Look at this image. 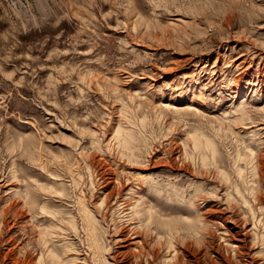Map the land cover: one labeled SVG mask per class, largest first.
Listing matches in <instances>:
<instances>
[{
    "label": "rangeland",
    "instance_id": "rangeland-1",
    "mask_svg": "<svg viewBox=\"0 0 264 264\" xmlns=\"http://www.w3.org/2000/svg\"><path fill=\"white\" fill-rule=\"evenodd\" d=\"M260 218L264 0H0V264H264Z\"/></svg>",
    "mask_w": 264,
    "mask_h": 264
},
{
    "label": "bare ground",
    "instance_id": "bare-ground-1",
    "mask_svg": "<svg viewBox=\"0 0 264 264\" xmlns=\"http://www.w3.org/2000/svg\"><path fill=\"white\" fill-rule=\"evenodd\" d=\"M245 117V116H244ZM117 135V134H116ZM198 138V137H197ZM125 140V139H124ZM205 142H208V141H205ZM200 143V142H199ZM198 142L197 143H194V144H199ZM121 145H123V143L121 144ZM124 145H126V144H124ZM206 145V144H205ZM198 146V145H197ZM200 146V145H199ZM252 160V159H251ZM254 160V159H253ZM253 160H252V162H253ZM251 162V163H252ZM204 163H206V162H204ZM251 166H253V165H251ZM253 168H255V166L253 167ZM252 168V169H253ZM240 170V169H239ZM254 170V169H253ZM237 171H238V169H237ZM242 172V171H241ZM256 173V172H255ZM241 175V174H240ZM134 205V204H133ZM130 208V207H129ZM133 211V210H132ZM135 211V210H134ZM261 219V218H260ZM262 220V219H261ZM263 221V220H262ZM92 222V221H91ZM70 223H71V225H72V227H73V224H72V220L70 221ZM262 223V222H261ZM263 223H264V221H263ZM255 224V223H254ZM258 224V223H257ZM255 226V225H254ZM89 233V232H88ZM120 240V239H119ZM93 241V240H92ZM136 243V242H135ZM137 245V244H136ZM92 248H93V250H94V256L95 257H97V263L96 264H106L105 263V261L103 260V257H102V255H101V252H100V250H99V247L97 246V244H96V242L95 241H93V243H92V246H91Z\"/></svg>",
    "mask_w": 264,
    "mask_h": 264
}]
</instances>
